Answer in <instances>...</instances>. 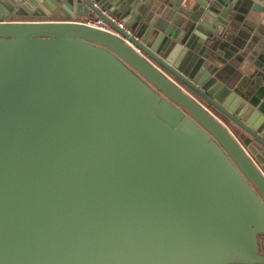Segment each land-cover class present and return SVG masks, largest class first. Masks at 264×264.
Segmentation results:
<instances>
[{"label": "water", "instance_id": "water-1", "mask_svg": "<svg viewBox=\"0 0 264 264\" xmlns=\"http://www.w3.org/2000/svg\"><path fill=\"white\" fill-rule=\"evenodd\" d=\"M245 1L0 0V264H264Z\"/></svg>", "mask_w": 264, "mask_h": 264}, {"label": "crops", "instance_id": "crops-1", "mask_svg": "<svg viewBox=\"0 0 264 264\" xmlns=\"http://www.w3.org/2000/svg\"><path fill=\"white\" fill-rule=\"evenodd\" d=\"M257 3V10L251 9V5ZM241 10L243 15H239V22L236 23V31L230 43L222 48V55L216 56L220 62L221 77L227 78L230 73L235 76L241 73L249 66L254 65L257 68L264 64V0L245 1ZM246 13H245V11ZM17 20H31L28 17H19ZM63 18H38V20H62ZM74 21L82 22V19L75 18ZM262 59V61H261ZM205 108H208L205 106ZM209 109V108H208Z\"/></svg>", "mask_w": 264, "mask_h": 264}, {"label": "built area", "instance_id": "built-area-1", "mask_svg": "<svg viewBox=\"0 0 264 264\" xmlns=\"http://www.w3.org/2000/svg\"><path fill=\"white\" fill-rule=\"evenodd\" d=\"M109 20H110L111 22L115 23L116 26H117L118 28L124 29L125 32H126L127 34L130 33L129 30L126 29V28L124 27V25H123L120 21H118L116 18H114V17H109ZM85 23H86V24H90V21L87 20ZM96 23H97V22H94L93 24H96ZM99 26L102 27V28H104L105 30H110L109 27H108L107 25H99ZM134 50H135L136 52L139 53V51H138L137 49H134Z\"/></svg>", "mask_w": 264, "mask_h": 264}, {"label": "rangeland", "instance_id": "rangeland-1", "mask_svg": "<svg viewBox=\"0 0 264 264\" xmlns=\"http://www.w3.org/2000/svg\"><path fill=\"white\" fill-rule=\"evenodd\" d=\"M77 18H79V19H82V20H83V18H81V17H77Z\"/></svg>", "mask_w": 264, "mask_h": 264}]
</instances>
